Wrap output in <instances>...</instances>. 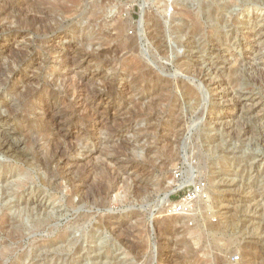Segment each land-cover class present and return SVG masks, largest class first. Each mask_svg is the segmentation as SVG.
Instances as JSON below:
<instances>
[{"label":"rangeland","instance_id":"obj_1","mask_svg":"<svg viewBox=\"0 0 264 264\" xmlns=\"http://www.w3.org/2000/svg\"><path fill=\"white\" fill-rule=\"evenodd\" d=\"M0 11V131L23 145L0 149V264H264L263 125L229 119L202 73L213 64L222 90L264 108V63L241 60L251 49L263 61L264 0H3ZM190 163L210 197L175 216L161 202L195 182L173 178Z\"/></svg>","mask_w":264,"mask_h":264},{"label":"bare ground","instance_id":"obj_2","mask_svg":"<svg viewBox=\"0 0 264 264\" xmlns=\"http://www.w3.org/2000/svg\"><path fill=\"white\" fill-rule=\"evenodd\" d=\"M3 1V0H2ZM2 1L0 0V5L2 4ZM3 4H5V3H3ZM66 5V4H65ZM96 5V4H95ZM4 6V5H3ZM26 8V7H25ZM1 9H3V10H5V8L3 7L2 8V6H1ZM37 9V8H36ZM180 9V8H179ZM6 13V11L5 12H3L2 13V11H0V15H1V17L4 15ZM29 13V12H28ZM9 14V13H8ZM102 14V13H101ZM8 16V15H7ZM92 16V15H91ZM99 16V15H98ZM26 17V16H25ZM51 17V16H50ZM54 17V16H53ZM15 20V19H14ZM13 24H15V23H13ZM125 26V25H124ZM8 28V27H7ZM103 28V27H102ZM259 29V28H258ZM118 30V29H117ZM9 31V30H8ZM115 33H117V32H115ZM118 33H119V30H118ZM250 33V32H249ZM120 34V33H119ZM249 35V34H248ZM252 35V34H251ZM261 35V34H260ZM10 36H12V33L10 34ZM119 36H121V34L119 35ZM151 36V35H150ZM154 36V35H153ZM257 36V35H256ZM117 37V36H116ZM254 37V36H253ZM255 39H256V37H255ZM255 39H253V41L255 40ZM260 39V38H259ZM250 40V39H249ZM257 43V42H256ZM130 44V43H129ZM159 44V43H158ZM132 46V45H131ZM130 46V47H131ZM128 48V47H127ZM13 49V48H12ZM126 49V48H125ZM132 50V49H131ZM246 50V49H245ZM244 50V51H245ZM134 51V50H133ZM243 51V52H244ZM215 52V51H214ZM242 52V51H241ZM23 55V54H22ZM195 55V54H194ZM252 56H253V51L251 50V49H248V50H246L245 51V53L243 54V56H242V62H244L245 63V61H247V63H248V65L250 66V70H255V69H258V67L260 66V64H263L264 63V57H262L261 59L263 60L262 62H260L259 63V60H257V58H252ZM133 58H134V56H133ZM139 58V57H138ZM138 58H136V59H133V61L131 62V65H129V67H130V69H132V70H135V71H139V73L141 74V75H145L146 74V72H145V70H146V68H147V66L144 64V62L142 61V60H140V59H138ZM228 59V58H227ZM64 62H66L65 60H63ZM207 61V60H206ZM18 62V61H17ZM199 62V61H198ZM237 62V61H236ZM65 64V63H64ZM82 64V63H81ZM65 65H67V64H65ZM74 65V64H73ZM79 65V64H78ZM68 66V65H67ZM69 66H70V64H69ZM75 66V65H74ZM204 66V65H203ZM73 67V66H72ZM71 68V67H70ZM202 73H203V78H205V81H209L210 82V86L211 87H213V89L215 90V92H216V95L217 96H219L220 97V99L221 100H223V102L225 103V109L226 110H230L231 111V113H230V116L228 117L229 119H234V118H238V119H244V120H246L247 119V122L248 123H258V122H260L263 126H262V128L264 129V108H260L261 106H262V104H261V101H260V98L257 96V95H255V94H253V93H251V92H240L239 94H238V96L237 97H233V96H231L232 94H230L227 90L225 91V90H222L221 88H222V83H221V80L219 81L218 79H214V78H212L213 76H214V74H218L217 73V68H215L214 66H213V64H208V65H205L203 68H202ZM132 72V71H131ZM92 73V72H91ZM252 73V72H251ZM250 74V73H249ZM248 74V75H249ZM251 75V74H250ZM264 75V74H263ZM212 78V79H208V78ZM253 80V79H252ZM258 84V83H257ZM63 86V85H62ZM75 86V85H74ZM74 86L73 87H71V89L72 88H74ZM67 87V86H66ZM77 87V86H76ZM80 87V86H79ZM78 87V88H79ZM65 88V87H64ZM69 88V92H71L70 91V87H68ZM66 89V88H65ZM75 89H77V88H74L73 90H75ZM81 89V88H80ZM221 89V90H220ZM96 90H98V89H96ZM64 91H66V90H64ZM75 91H77V90H75ZM74 91V92H75ZM67 94V93H66ZM69 94V93H68ZM76 94V98L78 99V100H81V98L83 97L82 95H81V90H78L77 91V93H75ZM83 94V93H82ZM67 96H69V95H67ZM73 96H75V95H73ZM99 96V95H98ZM94 97V96H93ZM84 98V97H83ZM82 98V99H83ZM91 98V97H90ZM96 98V97H95ZM218 98V97H217ZM77 99H75V100H77ZM93 99V98H92ZM87 100V99H86ZM67 102V101H66ZM79 102V101H78ZM81 102H82V100H81ZM85 104V103H84ZM47 105V104H46ZM85 105H87V104H85ZM83 106V104H81L80 102L79 103H77L76 105H75V108L74 109H80L81 107ZM64 107V106H63ZM65 107H67V106H65ZM55 108V107H54ZM72 111H73V109H72ZM224 111V110H223ZM48 112V111H47ZM92 112H94V111H92ZM227 112V111H226ZM48 114V113H47ZM11 115V114H10ZM101 115V114H100ZM42 116V115H41ZM44 118H46V117H44ZM56 118V117H55ZM227 118V117H226ZM47 121V120H46ZM53 121V120H52ZM242 121V120H241ZM258 126V125H257ZM260 127V126H259ZM61 128V127H60ZM8 129V128H7ZM68 129V128H67ZM109 129V128H108ZM230 132V131H229ZM244 132H245V134H249L250 133V129H248L247 127H246V129H244ZM261 132H263V131H261ZM264 133V132H263ZM263 133H261V134H263ZM96 134V133H95ZM238 134V133H237ZM29 135V134H28ZM41 136V135H40ZM49 136V135H48ZM262 137H264V135H262ZM263 142H264V139H263ZM33 143V142H32ZM52 145V144H51ZM168 145V144H167ZM21 146H22V148H23V145H21V143H20V141L19 142H17L15 139H14V132L13 131H11V130H4V131H0V149H2L3 150V152L5 151L6 152V154L8 153L9 155H11V156H13V155H15V154H18V152H19V149H21ZM119 153V152H118ZM169 154V153H168ZM174 156V155H173ZM40 157V156H39ZM148 158V157H147ZM68 160V159H67ZM68 162H70V161H67V164H68ZM120 162V161H119ZM46 164V163H45ZM72 165V164H71ZM74 166H76V165H74ZM163 166H165V164L163 165ZM188 166V172H193V171H195L196 169H197V171H198V176H196V175H194V174H192L187 180H183V182H187L188 180H190V178L192 177V176H196V179H197V177L198 178H201L200 177V171L198 170L199 168L198 167H196V165L194 166V163H190V164H188L187 165ZM77 167V166H76ZM60 169V168H59ZM138 170V169H137ZM85 171V170H84ZM141 174V173H140ZM113 176V175H112ZM90 178V177H89ZM114 178V177H113ZM116 179V178H115ZM194 179V178H193ZM66 180V179H65ZM68 180V179H67ZM75 182V181H74ZM103 182H105V181H103ZM136 183V185L138 186L140 183L139 182H135ZM93 184V183H92ZM99 184V183H98ZM101 184V183H100ZM60 185V184H59ZM189 185V184H188ZM105 187V186H104ZM184 186L183 185H178L177 186V188L176 189H174V190H171L170 191V195L171 194H173V193H175L176 191H178V190H180L181 188H183ZM90 188V187H89ZM108 188V187H107ZM139 188V187H138ZM141 188V187H140ZM139 188V189H140ZM84 189V188H83ZM101 190V189H100ZM69 191V190H68ZM73 192L74 193H77V188H73ZM99 192V191H98ZM107 193V192H106ZM78 194V193H77ZM95 195V194H94ZM168 196L169 195H167V197H165V199H163L162 200V202H161V204H167V205H169L170 203H169V198H168ZM87 199V198H86ZM96 202V201H95ZM94 202V203H95ZM198 202H202V200H199ZM38 207H37V209L38 210H44V205H42V204H39V205H37ZM64 218V217H63ZM12 221H14V217H13V219H12ZM11 220H9V217L8 218H6V220L4 221V223L3 224H5V225H7L9 228H11V229H13V226H14V224H15V222L13 223ZM12 232V231H11ZM16 232V231H15ZM17 233H19V232H17ZM115 233V232H114ZM194 233V232H193ZM128 247V246H127ZM6 251V250H5ZM2 253V252H1ZM6 253V252H5Z\"/></svg>","mask_w":264,"mask_h":264},{"label":"built area","instance_id":"obj_3","mask_svg":"<svg viewBox=\"0 0 264 264\" xmlns=\"http://www.w3.org/2000/svg\"><path fill=\"white\" fill-rule=\"evenodd\" d=\"M196 163H194V166ZM188 166L179 164L174 172L173 178L175 181H185L192 174L198 176L197 169L193 172H188ZM178 195V201L170 203L167 207L172 215H188L194 211V208L199 200L207 201L209 199V189L206 182L202 178H198L192 185L184 186L180 190L176 191Z\"/></svg>","mask_w":264,"mask_h":264}]
</instances>
